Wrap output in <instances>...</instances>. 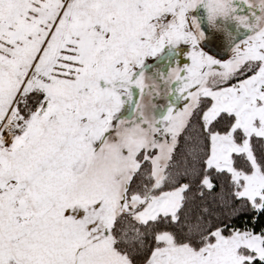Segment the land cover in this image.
I'll list each match as a JSON object with an SVG mask.
<instances>
[{"label":"snow or ice","instance_id":"1","mask_svg":"<svg viewBox=\"0 0 264 264\" xmlns=\"http://www.w3.org/2000/svg\"><path fill=\"white\" fill-rule=\"evenodd\" d=\"M0 264H264V0H0Z\"/></svg>","mask_w":264,"mask_h":264}]
</instances>
